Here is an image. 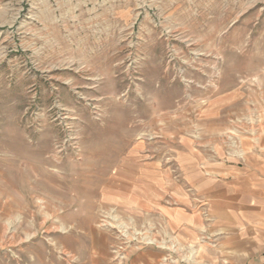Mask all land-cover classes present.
<instances>
[{
	"label": "rangeland",
	"instance_id": "rangeland-1",
	"mask_svg": "<svg viewBox=\"0 0 264 264\" xmlns=\"http://www.w3.org/2000/svg\"><path fill=\"white\" fill-rule=\"evenodd\" d=\"M262 110L264 0H0V264H169L186 164Z\"/></svg>",
	"mask_w": 264,
	"mask_h": 264
},
{
	"label": "crops",
	"instance_id": "crops-1",
	"mask_svg": "<svg viewBox=\"0 0 264 264\" xmlns=\"http://www.w3.org/2000/svg\"><path fill=\"white\" fill-rule=\"evenodd\" d=\"M212 149L215 157H193L186 164L189 193L168 209L171 243L177 244L169 264H177L184 246L201 262L264 264V118ZM136 257L139 264H159L164 253L143 249Z\"/></svg>",
	"mask_w": 264,
	"mask_h": 264
}]
</instances>
